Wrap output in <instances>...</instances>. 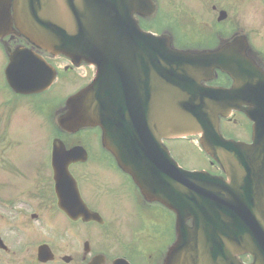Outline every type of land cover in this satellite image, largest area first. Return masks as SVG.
<instances>
[{
	"label": "water",
	"instance_id": "1",
	"mask_svg": "<svg viewBox=\"0 0 264 264\" xmlns=\"http://www.w3.org/2000/svg\"><path fill=\"white\" fill-rule=\"evenodd\" d=\"M129 2L0 0V12L12 9L26 39L52 53H84V44H116L129 38L137 51L139 46L147 49L151 54L148 63L142 56L141 73L116 80L119 93L101 99L98 121L105 132V147L147 200L176 214L184 264H241L237 258L243 254L253 257L252 264H264V78L246 55V40L236 39L213 52L162 47L131 19L140 0L127 10ZM4 20L0 16V27ZM214 69L234 79L231 89L202 86ZM51 77L34 74L21 91L35 85L34 92L43 91ZM105 84L101 78L88 95L94 90L105 92ZM10 85L17 90V84ZM73 103L84 104V94ZM233 109L242 110L253 122L251 146L223 141L219 135V117H227ZM85 118L84 111H73L59 124L83 127ZM128 119H133L131 124L121 123ZM119 124L126 127L118 131ZM196 134H201L204 151L219 162L230 183L182 171L162 148V138ZM157 163L162 169L147 171ZM82 210L67 213L84 217ZM189 219L192 228L186 226Z\"/></svg>",
	"mask_w": 264,
	"mask_h": 264
},
{
	"label": "flooded vegetation",
	"instance_id": "2",
	"mask_svg": "<svg viewBox=\"0 0 264 264\" xmlns=\"http://www.w3.org/2000/svg\"><path fill=\"white\" fill-rule=\"evenodd\" d=\"M150 1L154 12L144 15L142 8V14L132 15L133 19L142 30L165 37L175 49L213 50L243 29L233 26V0ZM0 57L3 83L6 73L19 82L24 80L25 72H36L37 57L50 65L56 75L52 87L36 95H18L5 86L7 92L2 105L6 114L19 115L24 110L26 98L32 100L35 111L56 113L68 97L93 81L97 71L93 57L73 62L61 57L51 58L53 56L34 44L21 42L16 35L0 40ZM12 59L16 63L10 65ZM256 62L264 71V62L259 56H256ZM57 89L59 98L50 95ZM98 104L99 99L92 95L84 101V110L88 112L90 105L96 110ZM237 116L241 117L233 113L231 119L223 123L240 127V122L235 120ZM242 118L249 142L251 125ZM17 129L19 131V124ZM47 139L46 149L41 146L42 155L46 150L43 158L47 159L41 171L34 169V161L26 163L24 154L20 155L24 150L23 140H6L3 145L5 155L1 166L4 177L11 179L9 192L12 197L8 192L5 197L0 196V264H98L99 257L107 259L105 264L114 259H124L129 264H164L176 238L172 215L162 207L139 199L129 178L118 171L102 146L100 130L84 127V130L69 134L51 125ZM54 141H60L66 151L75 147H79V152L84 151L83 158L79 154L72 157L74 161L67 169L76 182L84 205L101 216L102 223L72 221L58 209L51 167ZM177 142L164 141V144L182 166L180 159L187 154ZM28 178H36L32 190L17 193L18 187L14 185L18 186V179L24 181ZM42 188L45 192H38ZM115 208H122L130 218L124 225L115 226L113 234H108L112 225L104 217H111ZM56 213L62 218L49 217ZM49 255L52 260L46 262Z\"/></svg>",
	"mask_w": 264,
	"mask_h": 264
},
{
	"label": "rangeland",
	"instance_id": "3",
	"mask_svg": "<svg viewBox=\"0 0 264 264\" xmlns=\"http://www.w3.org/2000/svg\"><path fill=\"white\" fill-rule=\"evenodd\" d=\"M233 24L237 26H243L246 31V35H249L252 46L255 50L264 53V0H233ZM3 61L0 57V101L4 97L5 93L3 90V80L1 77ZM57 89L52 96L55 98H59V93ZM26 106L24 104L25 110H23L17 118L13 119L12 125L10 123H6L7 119L9 120L6 113L3 112L2 107L0 106V134L3 128L8 129L11 127V130L16 132L18 131L17 127L19 124V133L20 136L24 138L25 141H28L27 147L20 151V155L24 154V158L27 161L33 163L34 160L38 159L40 156H44L45 152L42 155V142L43 147L45 148V142L43 141L45 132L42 128L43 121H40L39 117L33 118L26 110ZM29 111V110H28ZM19 120V123L17 121ZM3 122L5 125L3 126ZM42 122V123H40ZM3 126V127H2ZM232 132H240L239 134L232 133L231 139L238 141H245L247 139L246 131H240L239 128L232 127ZM10 130V131H11ZM224 136V135H223ZM225 137V136H224ZM226 138V137H225ZM7 139H11L10 132L7 133ZM195 144H197V140H193ZM190 140H185L181 142V146L187 150L188 159L185 161V166H190L187 163L196 166L197 169H206L207 158L204 154L199 150V148ZM2 149V145L0 146V151ZM1 154V152H0ZM39 167V166H37ZM34 167V169H37ZM23 186L25 187L28 182L24 181ZM3 188V189H1ZM0 195H6V192L11 194L9 190H11L10 180L6 177L1 176L0 180ZM38 192L44 193L45 190L39 189ZM128 211V210H127ZM112 219H114V224H117L119 221H122L124 218V213L122 208L112 209ZM129 215V214H125ZM55 218H62V216L58 213L54 215Z\"/></svg>",
	"mask_w": 264,
	"mask_h": 264
}]
</instances>
